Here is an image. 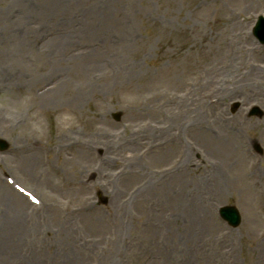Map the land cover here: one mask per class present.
Masks as SVG:
<instances>
[{
	"label": "rangeland",
	"instance_id": "374dc122",
	"mask_svg": "<svg viewBox=\"0 0 264 264\" xmlns=\"http://www.w3.org/2000/svg\"><path fill=\"white\" fill-rule=\"evenodd\" d=\"M260 16L264 0H0V175L44 202L0 180L26 227L3 225L0 198V264H76L73 250L106 264L120 244L125 264H264ZM245 34L256 72L242 69ZM31 154L42 170L28 177L10 159Z\"/></svg>",
	"mask_w": 264,
	"mask_h": 264
},
{
	"label": "bare ground",
	"instance_id": "6f19581e",
	"mask_svg": "<svg viewBox=\"0 0 264 264\" xmlns=\"http://www.w3.org/2000/svg\"><path fill=\"white\" fill-rule=\"evenodd\" d=\"M250 7H251V3H248L246 5V9L242 12V16H245V13L247 12V10ZM239 17H241V16L239 15ZM250 41H251V39H249V36L247 34L243 35V42H242V45L240 47V50L243 53V55L240 53V57H241L240 61H242V63H243V65H242V69L243 70L247 69V70H252V72H256L258 68H257V66L255 64V61H254V63L252 62L253 56H251V54L247 51V50H249V51L254 52L255 49H256V46H255V44H253ZM231 44L233 45L232 42H231ZM238 52H239V50H238ZM230 53H232V52H229V54ZM263 82H264V78H263ZM202 108H203L202 106H199L197 115L201 114ZM170 140H171V138H170ZM216 142L219 145L223 144V146H221V147H222V150H224V149L226 150L225 157L228 160V164L233 162V157H232V154H231L230 149H229V140L224 135H219L218 139H216ZM115 145H116V141H115ZM119 146H121V144H119ZM203 147H204V151H206V150H208V149H206V147H210V146L205 144V146H203ZM208 153H210V151ZM170 155H172V151H170L167 154L164 153L163 154L164 158L162 159V162L169 161ZM39 157H40L39 154H31L29 156H26L25 158L24 157L20 158L21 160L10 159V161L12 163V167H14L16 171L20 172V174H26V175H28V177H32L34 175V173L42 170V168H39ZM226 158H225V161H224L225 165L227 164ZM190 160L191 159L189 158V155H188V161H190ZM62 163H66V162H62ZM133 165L134 166L135 165H140L139 161L138 160H134V164ZM220 165L222 166V163ZM37 169H38V171H37ZM89 174H91V173H89ZM217 178L222 179L220 177V173L218 175H216V179ZM216 179H214V180H216ZM0 185H2V184H0ZM2 186L5 187L6 184L3 183ZM8 189L12 193V190L10 188H8ZM6 194H7L6 192L0 191V198L3 201H7V202H5V205L9 209V212H10V215L7 216L6 219H5V220H7V222H2L3 225L5 224L6 227H11V226H12V228L15 227L18 231H25L26 227H24V226L19 224V222H21L19 216L23 215V213H24L23 212L24 211L23 205L20 202L13 201ZM114 198H116V196H113V201L116 202V200ZM20 200L22 202H24V199L21 198V197H20ZM16 225H18V227H16ZM7 229L8 228H4L3 230L6 231ZM18 231H15L16 236H19L20 233H22V232H18ZM6 234H7V236H11L7 231H6ZM189 239H190V237L187 239V241ZM178 241L182 242V240H178ZM11 242L12 241H9V243H11ZM62 242L66 243L62 247V253H64L68 248H71V246L69 244L71 242L70 236L62 237ZM114 249L118 250V252L114 251V255L113 254H108V258H106V260H105L106 264H125L123 262L124 258H120V259H117V260H115L114 258L117 257V256H120V255H123L127 251V248H123V246L120 244V245L115 246ZM2 255L6 256V253H3ZM67 255L70 256V258H74V261H75L76 264H88V262H89L87 259H85L84 256L79 255V254H75L74 250H73V252L71 251ZM261 257L264 258V256H261ZM6 258H8V256H6Z\"/></svg>",
	"mask_w": 264,
	"mask_h": 264
},
{
	"label": "water",
	"instance_id": "95a60500",
	"mask_svg": "<svg viewBox=\"0 0 264 264\" xmlns=\"http://www.w3.org/2000/svg\"><path fill=\"white\" fill-rule=\"evenodd\" d=\"M229 214L231 213L230 211H227Z\"/></svg>",
	"mask_w": 264,
	"mask_h": 264
}]
</instances>
